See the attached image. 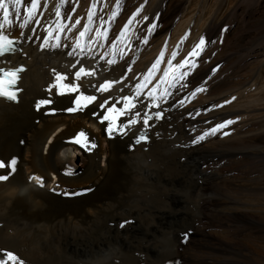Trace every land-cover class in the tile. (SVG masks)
Here are the masks:
<instances>
[{
  "label": "bare ground",
  "instance_id": "obj_1",
  "mask_svg": "<svg viewBox=\"0 0 264 264\" xmlns=\"http://www.w3.org/2000/svg\"><path fill=\"white\" fill-rule=\"evenodd\" d=\"M136 2L120 0L119 15L109 25L117 0H40L32 22L20 28L31 7L22 0L20 16L12 12L11 23L0 29L22 48L0 57L1 66H26L18 102L0 100V162L6 165L0 175L8 176L0 181V259L11 252L24 264H264V0ZM93 3L85 51L69 55ZM76 20L80 24L73 28ZM152 24L158 26L149 35ZM58 25L66 27L60 31ZM98 28L108 30V40L97 43ZM46 29L52 37L41 48ZM57 36L60 46L52 47ZM201 38L203 51L190 58L197 67L181 82L187 87L170 88L166 102L150 107L147 93L177 45L174 65ZM165 46L160 71L136 100L138 124L127 135L110 137L108 122H100L107 107L121 108L123 97L135 96V86ZM80 67L95 75L75 81ZM55 73L97 100L83 111H67L79 93H49ZM105 81L116 82L108 92L91 86ZM200 87L205 91L192 96ZM105 99L109 104L101 109ZM41 100L52 103L37 110ZM156 110L164 114L160 122L149 121L148 144L134 146L135 135L145 131L144 113ZM172 246L176 257L166 261Z\"/></svg>",
  "mask_w": 264,
  "mask_h": 264
},
{
  "label": "snow or ice",
  "instance_id": "obj_2",
  "mask_svg": "<svg viewBox=\"0 0 264 264\" xmlns=\"http://www.w3.org/2000/svg\"><path fill=\"white\" fill-rule=\"evenodd\" d=\"M22 0H0V11H2L3 14V20L5 23H0V29H4L7 24H10V16L12 15V12L15 13L16 16H20V6H21ZM63 3V0H62ZM31 7H27L28 16L24 18L23 23L20 25V28L27 27L33 20V17L36 15V10L39 7L40 0H30ZM119 5L120 0H117V7L116 10H114L109 17V21H106L105 23L111 24L112 21L116 19V17L119 15ZM10 6H12V11H10ZM95 3H93L92 8L88 12V23L84 25V30L79 33V38L77 39L73 51L69 53V55H74L76 53V49H80L81 52L85 51V47L82 43L83 38L92 30L91 25L93 22V17L95 16ZM140 13V9H137V11L132 15V17L129 18L127 23L122 28L119 36L117 37V40L120 42H124L128 31L129 26L133 24L135 21L136 16H138ZM57 17L61 15L59 11V7L57 8L56 12ZM70 19V17H69ZM147 19V18H145ZM37 24H39V20L35 21ZM80 24L79 20H76L75 24L72 25L73 28L76 27V25ZM158 25L152 24L149 27V35L152 31L157 27ZM59 30L63 31L64 27L66 25H58ZM32 31H35V29H32ZM48 32L47 37L44 39V43L41 45V48L48 47V40L52 37V31L46 29ZM71 31V29H69ZM23 35V32L21 33ZM59 39L60 37L57 36L56 40L57 43L52 45V47H59ZM101 39L108 40V30L104 29L101 31L99 28L96 30V41L99 43ZM187 39V34L184 38H182L180 44L183 43V40ZM145 43H147V38L144 40ZM19 41H13L9 38L8 35L3 34L0 32V57H5L7 54L14 53L19 51L18 47H15ZM100 47H103V44H99ZM205 46V40L203 38L200 39V41L197 43V45L193 48L192 52L189 53V56L186 57L183 61H181L178 65H174L173 61L176 59V56L178 55V51L180 48V45H177V49L173 51L172 56L168 59L167 64L168 67L163 71V75L160 77L159 81L155 86L151 88L150 91L147 93V97L151 99V105L150 107L158 108L161 103H164L167 101V98L172 95V93L169 91L170 88H175L177 85L180 86V88L187 87L186 83H181L182 81H186L187 77L191 74V71L194 70L197 67V63L195 59H190L191 57H198L200 53L203 51V48ZM166 51V46L164 49H162L160 56L157 58V60L152 64L151 68L148 70L147 73L143 75V78L140 80V82L135 86L134 92L135 96H125L122 98L123 100V106L121 108H117L115 104H112L110 107H107V110L104 112L103 116L100 119L101 123H104L107 121V131L109 136L111 137L113 133L119 134V135H127L128 131H131L134 126L138 124V118L140 117L141 113L139 109H137V103L136 100L138 97H140L141 93L144 91V89L148 88L150 84H152L153 79L156 76V73L160 71L159 65L163 62L164 59V52ZM125 53L121 49V56H123ZM103 59V57H101ZM115 58L110 59L107 61L109 65L114 64ZM72 67H76V65H72ZM187 68L188 70L182 71V69ZM131 70V69H129ZM24 68L20 67L15 70L3 72L0 74V98L6 99L10 102H18V90L16 88V85L19 81V73L23 72ZM55 71V70H53ZM95 75V72L88 71L84 67H80L79 70L75 73V81L81 80L82 77H92ZM170 77V78H169ZM68 77L66 75H62L59 73H55V83L50 84L47 91L49 93L52 92L53 88H56V95H66L70 93H79V95H76L75 99L72 101L75 104V107L67 109L69 112H78L83 111L85 108H87L90 104L94 103L97 100V97L95 95H85L83 92L80 91V85L78 83H63L65 80H67ZM114 83L113 81H105L103 84L100 85H91L93 88H96L98 92L104 93L110 91V89L113 87ZM167 83L168 87H162L163 84ZM205 91L203 87H200L196 89L195 92L192 93V96L196 95V92ZM51 100H41L37 102V110H39L42 106L51 104ZM117 103H120V100H117ZM180 105L183 106L185 101L181 100L179 101ZM109 104V100L105 99L103 103L99 105L101 109H105L106 105ZM133 110L135 112L133 113ZM155 119L160 120L163 118V112H156ZM124 116H130V119L127 121V123H118L120 121L121 117ZM153 119L152 115H148L147 112L144 113L143 118V126L145 128V131L141 133V135L137 138L136 143L141 142H147V128L150 126L149 121ZM228 123H232L229 121ZM154 126V125H152ZM226 127V125L222 124L217 126V128H213L210 133L206 132L204 135H201L197 137L195 143H198L205 139L208 135H214L220 128ZM126 129L128 131H126ZM138 130V129H137ZM227 135V133H225ZM79 137H83L85 141L87 140L85 134L81 132L79 134ZM79 143V138L77 141ZM82 147H85L87 150V144H82ZM96 145L93 143L91 147H95ZM17 161L15 159L11 160L10 166L11 170L15 171V165ZM6 167L4 162H0V168ZM67 174H71L70 171ZM7 175H0V181L7 180ZM30 179L35 180L36 183L40 187H44V181L40 177H31ZM7 259H0V264H24V262L14 253L7 252L6 253Z\"/></svg>",
  "mask_w": 264,
  "mask_h": 264
},
{
  "label": "rangeland",
  "instance_id": "obj_3",
  "mask_svg": "<svg viewBox=\"0 0 264 264\" xmlns=\"http://www.w3.org/2000/svg\"><path fill=\"white\" fill-rule=\"evenodd\" d=\"M135 2L138 1V0H134ZM125 2V1H124ZM141 1L139 2H136V4H140ZM147 147V146H146ZM145 151V150H144ZM175 248L172 246V248L170 249V255L168 256L169 258L166 260V261H171L172 259H174L176 257V252H174ZM180 250V248H179ZM179 253V251H178ZM254 264V262L251 263V261H248V262H244L243 264ZM260 263V262H259Z\"/></svg>",
  "mask_w": 264,
  "mask_h": 264
}]
</instances>
